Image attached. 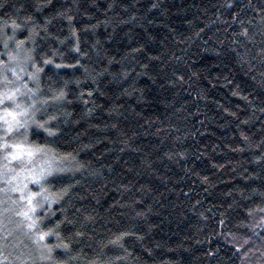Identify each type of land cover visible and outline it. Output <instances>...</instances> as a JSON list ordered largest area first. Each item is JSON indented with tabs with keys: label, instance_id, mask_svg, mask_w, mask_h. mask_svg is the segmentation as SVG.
<instances>
[{
	"label": "trees",
	"instance_id": "trees-1",
	"mask_svg": "<svg viewBox=\"0 0 264 264\" xmlns=\"http://www.w3.org/2000/svg\"><path fill=\"white\" fill-rule=\"evenodd\" d=\"M0 3L34 57L27 72L43 69L32 98L66 93L37 105L56 134L28 132L69 169L45 187L71 190L33 215L60 233L41 243L61 264H264V0ZM3 39L0 61L16 48ZM19 195L0 261L39 264Z\"/></svg>",
	"mask_w": 264,
	"mask_h": 264
},
{
	"label": "snow or ice",
	"instance_id": "snow-or-ice-1",
	"mask_svg": "<svg viewBox=\"0 0 264 264\" xmlns=\"http://www.w3.org/2000/svg\"><path fill=\"white\" fill-rule=\"evenodd\" d=\"M3 3H0V8L4 7ZM26 20H31V17H27ZM11 29L13 35L8 36L7 30ZM21 28V25L16 22L15 19H11L9 24L8 20L0 21V34L3 35V44L5 50L9 47V42H14L17 49V53L13 54L8 53L7 61H0V84L3 85L0 88V106L5 104H11L12 107H0V129L3 131V135L0 136V151L4 153L0 160H3L4 163L0 164V179L8 180L11 183V180H15L16 177L12 176L9 179V173L16 171L9 167V165L15 161L21 167L20 171H25L28 173L30 182L34 186L39 187V191L32 192L28 190L25 192L23 189L14 188V191H20V199L26 201L27 210L18 213V215L24 216L27 220V228L35 234L36 240L35 243L38 245L40 254H39V264H61L55 255L53 246H48L41 243L45 237L49 235H55L57 238H60V233L54 231L52 228H49L48 231H43L40 229L39 225L43 223L45 218L36 217L33 219V215L36 213L37 209H45L48 207V203L53 201L61 200L70 190L71 185H65L59 189L58 193L53 194L48 191L45 187V184L49 182L50 179H58L59 174L68 171L66 167L61 166L63 162V157L58 156L54 150L47 149L45 146L33 145L28 143V132L29 129L35 125L37 130L42 129L49 136H54L55 130L47 128V121L41 122L35 119L36 113L40 111V108L37 107L39 103L41 106L48 103V100L53 101H62L66 97V93L63 89L59 91H54V95L43 98L40 101L32 98L34 95L39 94L40 92V79L39 74L43 72V69L37 67L35 63L32 64L34 69L32 72H27V65L20 64L19 52L22 49L25 41H16L15 33L18 29ZM39 33L36 32L35 28L30 30L28 39L35 41V36ZM73 35L75 33L73 32ZM63 43V41H61ZM77 53L80 52V48L77 46L74 49ZM30 51H35L31 49ZM56 54L55 52L53 53ZM26 61H33L34 57L28 55L25 57ZM52 61L46 59L43 61L44 64H49ZM15 63L16 66L9 67V65ZM79 63V61H77ZM56 67H61V65H56ZM72 67V65H69ZM9 73L13 80L8 79ZM25 74L27 79H25ZM29 81H32L36 84L35 88L28 87ZM9 85H16L14 87H9ZM18 96H27L30 98V103L17 102ZM50 119H55V117H50ZM10 137H21V139L16 140L15 142H10ZM70 155V154H68ZM41 157H44L41 159ZM39 161V162H37ZM24 188H27V184L24 185ZM264 211V209H262ZM55 213H52L54 215ZM67 218L65 217V220ZM64 221H58L54 226L56 229ZM68 223H72L68 221ZM77 235H82L77 233ZM57 249H63L64 253L70 251L69 245L66 243H60L54 246ZM0 264H3L0 261ZM35 264V262H33ZM67 264V262H64Z\"/></svg>",
	"mask_w": 264,
	"mask_h": 264
},
{
	"label": "rangeland",
	"instance_id": "rangeland-1",
	"mask_svg": "<svg viewBox=\"0 0 264 264\" xmlns=\"http://www.w3.org/2000/svg\"><path fill=\"white\" fill-rule=\"evenodd\" d=\"M11 43V42H10ZM12 46V45H10ZM11 52L13 54H16L17 53V49H9V51L6 53V57L5 58H2V61H7L8 59V53ZM27 56V53L24 52V50H20L19 52V57H20V64L21 65H24L26 64L28 66V61L25 60V57ZM16 66L15 63L9 65V67H14ZM26 75V74H25ZM25 79H27V76L24 77ZM8 79L9 80H13L14 77L11 76V74L9 73L8 75ZM16 85H9V87H14ZM3 85L0 84V88H2ZM26 97V96H25ZM24 97V98H25ZM17 102H23L25 103V100H22V98L20 96L17 97ZM38 105V104H37ZM0 107H8V108H11L12 105L11 104H5L3 106H0ZM30 131V129H29ZM3 135V131L2 129H0V136ZM18 140V139H16ZM10 142H14L13 140H10ZM28 142V141H27ZM1 152V151H0ZM0 157H2V155L0 154ZM44 157H41V159H43ZM39 162V161H37ZM4 161L3 160H0V164H3ZM9 167L13 168V169H16V171L14 172H11L9 173V179L12 177V176H15L16 179L15 180H11V183L8 182V180H5V179H0V183H3L4 184V187L0 190V234L3 235L4 237L1 238L2 242H4L6 240V232H7V228H8V209H9V193L12 192V190L14 188H20V189H23L25 192H27V190L24 188V185L26 183V181L30 182V177L28 175L27 172L25 171H20V165L13 161ZM20 193V191H17ZM21 195V193H20ZM19 195V196H20ZM26 201L25 202H22V201H19V202H14L13 203V209L16 211V210H20L21 212L22 211H26Z\"/></svg>",
	"mask_w": 264,
	"mask_h": 264
}]
</instances>
